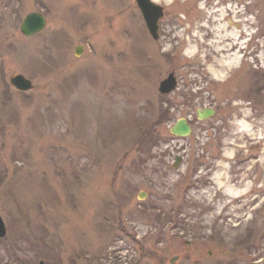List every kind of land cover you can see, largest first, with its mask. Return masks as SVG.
Segmentation results:
<instances>
[{
  "label": "rangeland",
  "instance_id": "rangeland-1",
  "mask_svg": "<svg viewBox=\"0 0 264 264\" xmlns=\"http://www.w3.org/2000/svg\"><path fill=\"white\" fill-rule=\"evenodd\" d=\"M151 1L0 0V264H264V0Z\"/></svg>",
  "mask_w": 264,
  "mask_h": 264
},
{
  "label": "water",
  "instance_id": "water-1",
  "mask_svg": "<svg viewBox=\"0 0 264 264\" xmlns=\"http://www.w3.org/2000/svg\"><path fill=\"white\" fill-rule=\"evenodd\" d=\"M137 7L139 8L144 22L146 24L147 30L154 40L158 39V22L163 17V9L161 6L153 3L151 0H135ZM45 25L43 16L38 13H31L26 15L21 26L20 31L24 36H32L40 32ZM82 52L81 47H76L75 55L79 56ZM10 84L19 91H28L33 88L31 82L24 78L22 75H15L10 79ZM177 86L176 78L173 73L169 74L165 79L159 83L158 91L161 94H168L172 92ZM213 115L211 109H203L202 111H197L198 119L202 120ZM171 134L179 137H185L190 134L191 129L187 124L186 120L180 119L175 125L170 129ZM180 159L177 158L175 165L179 164ZM139 198H143L139 196ZM6 235V227L3 220L0 217V239L4 238ZM174 258L173 260H175ZM171 260V263H173ZM39 264H43L40 262Z\"/></svg>",
  "mask_w": 264,
  "mask_h": 264
},
{
  "label": "bare ground",
  "instance_id": "bare-ground-1",
  "mask_svg": "<svg viewBox=\"0 0 264 264\" xmlns=\"http://www.w3.org/2000/svg\"><path fill=\"white\" fill-rule=\"evenodd\" d=\"M220 13H219V17H221L222 16V12L221 11H219ZM215 22V21H214ZM217 25H218V23H217ZM219 29H221V30H223L224 29V26L222 25V26H218V30H217V32H220L219 31ZM213 31H215V29H212ZM216 32V31H215ZM226 48H222V49H219L218 51H220V52H222L223 50H225ZM220 61H221V59H220ZM219 60L217 61V65H218V67L222 70V69H224V68H227V67H224L225 65V63L223 64V63H221Z\"/></svg>",
  "mask_w": 264,
  "mask_h": 264
}]
</instances>
